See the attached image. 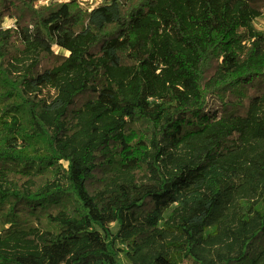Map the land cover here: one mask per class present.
Returning <instances> with one entry per match:
<instances>
[{
	"label": "trees",
	"instance_id": "1",
	"mask_svg": "<svg viewBox=\"0 0 264 264\" xmlns=\"http://www.w3.org/2000/svg\"><path fill=\"white\" fill-rule=\"evenodd\" d=\"M38 1L0 0V264H264V0Z\"/></svg>",
	"mask_w": 264,
	"mask_h": 264
},
{
	"label": "rangeland",
	"instance_id": "2",
	"mask_svg": "<svg viewBox=\"0 0 264 264\" xmlns=\"http://www.w3.org/2000/svg\"><path fill=\"white\" fill-rule=\"evenodd\" d=\"M79 1L82 2L85 7L86 6H92L96 2V0H88V1L79 0ZM102 1H104V0H101V2ZM38 2H36V4ZM255 26L257 27L258 30L264 31V15L262 17H260V18H258V19L255 20ZM51 91L45 90V93H47V95L48 94L52 95L54 92L53 91L51 92ZM220 108H221V106H220V103L217 101V99L211 97L210 98V101H209V112L210 111H216V112H218ZM113 229L114 230L116 229V225H113ZM124 261L127 264H129L127 259L124 258Z\"/></svg>",
	"mask_w": 264,
	"mask_h": 264
},
{
	"label": "clouds",
	"instance_id": "3",
	"mask_svg": "<svg viewBox=\"0 0 264 264\" xmlns=\"http://www.w3.org/2000/svg\"><path fill=\"white\" fill-rule=\"evenodd\" d=\"M50 2V0H39V2L36 4V7L38 8L41 4H48ZM101 2V0H96L95 4H93V7H95L96 5H98ZM91 10V9H89ZM15 26V19L14 18H9L7 16H5L4 18V23L2 25L3 28L8 29L11 27ZM54 50L59 51L58 48H56V46H54Z\"/></svg>",
	"mask_w": 264,
	"mask_h": 264
},
{
	"label": "built area",
	"instance_id": "4",
	"mask_svg": "<svg viewBox=\"0 0 264 264\" xmlns=\"http://www.w3.org/2000/svg\"><path fill=\"white\" fill-rule=\"evenodd\" d=\"M82 1H88V0H82Z\"/></svg>",
	"mask_w": 264,
	"mask_h": 264
}]
</instances>
